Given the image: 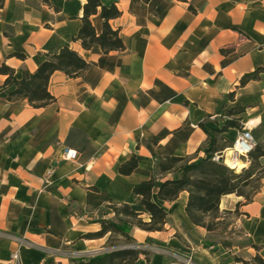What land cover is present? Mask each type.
Returning <instances> with one entry per match:
<instances>
[{"label": "crops", "instance_id": "crops-1", "mask_svg": "<svg viewBox=\"0 0 264 264\" xmlns=\"http://www.w3.org/2000/svg\"><path fill=\"white\" fill-rule=\"evenodd\" d=\"M101 1L122 12L110 24L124 51L86 50L74 40L86 0H6L0 9V64L18 77L66 46L90 64L78 78L56 71L48 86L55 101L46 107L0 98V233L35 245L22 248L21 264H73L106 252L107 237L82 236L101 229L98 218L113 216L111 203L130 204L149 222L135 184L151 177L161 156L203 157L209 137L200 124L221 128L235 117L227 111L240 106L264 131V73L241 85L264 67V0ZM91 20L100 34V15ZM6 79L0 74V87ZM240 132L231 128L223 137L233 145ZM66 147L78 152L76 162L61 158ZM133 155L139 167L121 175L119 166ZM262 183L250 203L223 197L220 210L232 221L223 237L190 221L187 192L175 201L154 196L168 221L162 231L133 229L150 259L142 255L136 264H174V256L197 264L264 259ZM11 237L0 238V264H9L18 246Z\"/></svg>", "mask_w": 264, "mask_h": 264}, {"label": "trees", "instance_id": "trees-1", "mask_svg": "<svg viewBox=\"0 0 264 264\" xmlns=\"http://www.w3.org/2000/svg\"><path fill=\"white\" fill-rule=\"evenodd\" d=\"M5 1L0 0V9L4 7ZM41 1L52 6L51 0ZM178 1L187 2L188 0ZM190 10L196 13L193 6H190ZM98 14L103 21L100 34L97 33L91 20L92 16ZM121 15L122 12L116 4L107 6L101 0H86L83 6V24L74 40L81 41L86 50L100 47L106 54L112 51H124L126 45L119 31L114 30L110 24L111 20ZM14 56L25 58L19 53ZM89 67L90 64L86 59L67 46L56 54L47 55L36 71L31 72L24 68L21 77H18L16 71L6 63H2L0 74L6 75L7 79L0 87V98L11 102L27 100L34 108L46 107L55 101L48 86L56 71H61L70 78H78ZM261 73H264V67H259L253 73L245 75L241 85L258 79ZM234 95L232 93L230 97L234 98ZM234 109L238 114L245 112L244 107H235L227 111L228 117L235 115ZM200 127L209 137L208 145L202 150L203 157L191 159L172 155L161 156L151 177L135 184L133 194L141 198L140 204L150 214V221H145L142 217L143 213L134 210L130 204L111 203L108 209L113 216L98 218L95 222L100 223L101 229L82 236L89 240L107 237V251L91 257L73 259V264H136L142 255L146 256L147 262H150L148 253L136 247L131 233L135 228L149 232L164 229L168 221V213L154 200V196L160 201H175L182 192H187L188 201L185 210L188 218L194 225L206 228L208 231L218 230L225 220L224 216L231 213L220 210L224 196L235 194L243 197L247 203L254 200L259 190L251 196L246 193L245 188L264 180V164L261 163V159L264 158V145L256 144L254 152L249 155L250 167L238 174L227 167L224 161L215 160V158L222 157L226 148L229 147L230 142L223 137V134L231 128L243 130L242 118H228L221 128L206 127L203 123ZM138 167L139 159L133 155L129 161L119 166V173L130 176ZM224 244L229 245L228 242ZM236 260L243 264H264V259L259 255L251 262L242 258H236Z\"/></svg>", "mask_w": 264, "mask_h": 264}, {"label": "built area", "instance_id": "built-area-1", "mask_svg": "<svg viewBox=\"0 0 264 264\" xmlns=\"http://www.w3.org/2000/svg\"><path fill=\"white\" fill-rule=\"evenodd\" d=\"M256 124H245V128L239 133L233 145L229 148L234 155H237L239 158H248L249 155L254 152L256 148V140L253 135L252 129L256 128ZM228 151V150H227ZM226 154H223L222 157L225 158ZM61 158L65 161L76 162L79 158L78 152L74 149L66 147L62 154ZM219 156L215 158V160H219ZM11 237L9 235L0 233V238ZM17 243V248L12 252L9 260V264H21V250L23 247L32 248L35 245L29 241H26L21 238L11 237ZM137 248H141V246H136ZM146 249L155 251L157 250L154 247H146ZM177 259V262L174 264H197L192 257H179L174 256Z\"/></svg>", "mask_w": 264, "mask_h": 264}, {"label": "rangeland", "instance_id": "rangeland-1", "mask_svg": "<svg viewBox=\"0 0 264 264\" xmlns=\"http://www.w3.org/2000/svg\"><path fill=\"white\" fill-rule=\"evenodd\" d=\"M234 110H236V109H234ZM234 118H236V116H242V120H245V124H247L248 122L250 123V124H257V122H252V121H250L249 119H251V118H248V117H245L244 116V114L242 113V114H238L237 113V110L236 111H234ZM245 124H244V128H245ZM243 128V129H244ZM252 132H253V135H254V137H255V140H256V144L258 145V144H264L263 143V141H264V131L260 128V125L258 126V127H256V128H254V129H252ZM232 144H229L228 146L230 147ZM229 153H232L231 152V150H229V151H227V155H229ZM240 160H241V162L242 161H244L246 164H247V166L245 167L244 166V169H242L243 167V164L241 165V166H237L236 168L235 167H230L228 164H226V162H225V158H224V164L227 166V167H229L230 169H233L236 173H241L243 170H245V169H247V168H249L250 167V165H251V159L248 157V158H240ZM242 169V170H241ZM263 180L262 181H260L259 183H257V184H255V185H253V186H251V187H248V188H245V191H246V193H248V194H250L251 196H254L255 195V193H256V191H258V190H260L261 188H262V186H263ZM225 220L222 222V224L220 225V228H219V230H218V233L220 234V236L221 237H223V234H224V232L225 231H227V229H228V227L231 225V223H232V221H231V215H226L225 216ZM114 241H118V240H114Z\"/></svg>", "mask_w": 264, "mask_h": 264}, {"label": "bare ground", "instance_id": "bare-ground-1", "mask_svg": "<svg viewBox=\"0 0 264 264\" xmlns=\"http://www.w3.org/2000/svg\"><path fill=\"white\" fill-rule=\"evenodd\" d=\"M228 151H229V149H228ZM225 162L230 167H235V168L237 166H241L243 164L237 155H234L233 153H229V155H227V152H226V156H225Z\"/></svg>", "mask_w": 264, "mask_h": 264}, {"label": "water", "instance_id": "water-1", "mask_svg": "<svg viewBox=\"0 0 264 264\" xmlns=\"http://www.w3.org/2000/svg\"><path fill=\"white\" fill-rule=\"evenodd\" d=\"M219 160H220V161H224V157H220Z\"/></svg>", "mask_w": 264, "mask_h": 264}]
</instances>
